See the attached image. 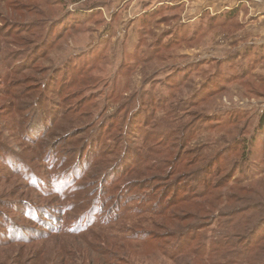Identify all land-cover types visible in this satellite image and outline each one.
Segmentation results:
<instances>
[{
	"label": "rangeland",
	"instance_id": "rangeland-1",
	"mask_svg": "<svg viewBox=\"0 0 264 264\" xmlns=\"http://www.w3.org/2000/svg\"><path fill=\"white\" fill-rule=\"evenodd\" d=\"M192 1L0 0V264H193L177 230L264 208V2Z\"/></svg>",
	"mask_w": 264,
	"mask_h": 264
},
{
	"label": "trees",
	"instance_id": "trees-1",
	"mask_svg": "<svg viewBox=\"0 0 264 264\" xmlns=\"http://www.w3.org/2000/svg\"><path fill=\"white\" fill-rule=\"evenodd\" d=\"M239 8L232 11L223 12L217 19H224L225 22H230L237 17L239 14ZM184 31V30H182ZM181 31V32H182ZM264 130V116L260 120L259 131ZM255 139H252L250 144L252 147L255 145ZM246 140H244V143ZM247 144H244V148ZM195 164V163H194ZM185 164V166L174 164L171 169L178 173L179 177L184 171L186 166H194ZM176 166V167H175ZM189 166V167H190ZM167 167V166H166ZM183 167V168H182ZM215 166H209L207 170V175L211 178L204 180V186L193 190L191 187L185 188L186 194L184 196L176 199V203L185 199L190 193L191 196L195 198H204L206 196H213V191L225 188V186L217 181L216 174L217 171L220 173L221 168H217L216 174L212 173L215 170ZM177 175V174H176ZM218 175V174H217ZM196 183H200L199 180H195ZM181 186V185H180ZM180 186L175 187L173 190L176 192V197L181 192ZM147 186L145 185L144 188ZM175 203V204H176ZM231 213L224 216L222 222L216 220L215 215H209L213 218V224L208 225V223H202L199 226L191 227L187 231L182 232V230L176 231L177 240L172 244L171 250L167 251L170 257L174 259L182 258L186 255L192 256L197 262L193 264H264V208H234ZM202 208V211H205ZM157 212L158 210H153ZM162 212L161 209L158 211ZM165 215V214H164ZM205 216V217H209ZM101 220L93 224V227H104L105 222ZM92 226V224L90 225ZM213 230H209L210 228ZM88 229V228H86ZM80 230V229H79ZM76 233H83L74 230ZM207 231L211 232L209 237H206ZM181 238V239H180ZM204 240L208 241V244H204Z\"/></svg>",
	"mask_w": 264,
	"mask_h": 264
},
{
	"label": "crops",
	"instance_id": "crops-1",
	"mask_svg": "<svg viewBox=\"0 0 264 264\" xmlns=\"http://www.w3.org/2000/svg\"><path fill=\"white\" fill-rule=\"evenodd\" d=\"M191 4L192 13H197L201 8L207 5H210L212 9L214 8L217 11H223V9H228L230 6L235 7L237 5H239V10H246L249 7L247 0H193ZM226 4H228V6L223 7V5ZM218 6H220V8H218Z\"/></svg>",
	"mask_w": 264,
	"mask_h": 264
},
{
	"label": "built area",
	"instance_id": "built-area-1",
	"mask_svg": "<svg viewBox=\"0 0 264 264\" xmlns=\"http://www.w3.org/2000/svg\"><path fill=\"white\" fill-rule=\"evenodd\" d=\"M252 2L256 3V4H261L264 2V0H251Z\"/></svg>",
	"mask_w": 264,
	"mask_h": 264
}]
</instances>
